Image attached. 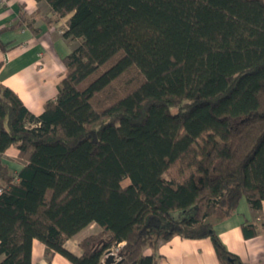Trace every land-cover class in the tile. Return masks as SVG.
<instances>
[{"label":"trees","instance_id":"1","mask_svg":"<svg viewBox=\"0 0 264 264\" xmlns=\"http://www.w3.org/2000/svg\"><path fill=\"white\" fill-rule=\"evenodd\" d=\"M37 1L80 43L39 116L0 85V264H33L34 240L71 264L113 247L159 264L175 235L243 264L213 222L264 202V0ZM92 223L82 255L66 249Z\"/></svg>","mask_w":264,"mask_h":264},{"label":"crops","instance_id":"2","mask_svg":"<svg viewBox=\"0 0 264 264\" xmlns=\"http://www.w3.org/2000/svg\"><path fill=\"white\" fill-rule=\"evenodd\" d=\"M71 16L58 17L45 1L0 0V85L13 90L36 116L56 100L66 75L63 60L80 43L64 36ZM19 153L13 145L2 155L14 176L25 163ZM213 223L223 245L243 264H264V202L256 209L243 197L234 215L215 218ZM101 230L96 223L90 224L67 241L66 249L81 256L80 243ZM159 257V264H220L209 238L175 235L159 242ZM33 264L71 263L59 254L47 256L46 246L34 240Z\"/></svg>","mask_w":264,"mask_h":264},{"label":"water","instance_id":"3","mask_svg":"<svg viewBox=\"0 0 264 264\" xmlns=\"http://www.w3.org/2000/svg\"><path fill=\"white\" fill-rule=\"evenodd\" d=\"M106 255H107L106 264H121V260H122L121 254L118 255V258H116L109 250Z\"/></svg>","mask_w":264,"mask_h":264},{"label":"built area","instance_id":"4","mask_svg":"<svg viewBox=\"0 0 264 264\" xmlns=\"http://www.w3.org/2000/svg\"><path fill=\"white\" fill-rule=\"evenodd\" d=\"M110 251L116 258H118V255H119V248L118 247L117 248L113 247L110 249ZM106 257H107V255H106Z\"/></svg>","mask_w":264,"mask_h":264},{"label":"rangeland","instance_id":"5","mask_svg":"<svg viewBox=\"0 0 264 264\" xmlns=\"http://www.w3.org/2000/svg\"><path fill=\"white\" fill-rule=\"evenodd\" d=\"M125 184H127V182Z\"/></svg>","mask_w":264,"mask_h":264}]
</instances>
